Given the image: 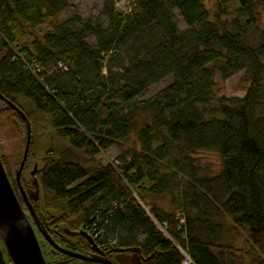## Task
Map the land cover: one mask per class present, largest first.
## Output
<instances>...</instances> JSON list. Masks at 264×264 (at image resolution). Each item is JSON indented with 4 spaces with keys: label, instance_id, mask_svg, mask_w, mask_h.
I'll list each match as a JSON object with an SVG mask.
<instances>
[{
    "label": "trees",
    "instance_id": "trees-1",
    "mask_svg": "<svg viewBox=\"0 0 264 264\" xmlns=\"http://www.w3.org/2000/svg\"><path fill=\"white\" fill-rule=\"evenodd\" d=\"M117 2L60 19L69 0H0V118L24 143L29 126L36 216L93 225L96 242L137 247L144 264H264V0H215V12L205 0ZM240 72L245 95L217 96V78ZM113 146L116 161L96 160ZM199 151L219 155V172Z\"/></svg>",
    "mask_w": 264,
    "mask_h": 264
},
{
    "label": "rangeland",
    "instance_id": "rangeland-1",
    "mask_svg": "<svg viewBox=\"0 0 264 264\" xmlns=\"http://www.w3.org/2000/svg\"><path fill=\"white\" fill-rule=\"evenodd\" d=\"M69 1L72 7L64 11L60 15V19H62L65 16H70L75 12L81 14L84 17L100 16L102 0H69ZM117 1H118L117 6L120 8H124V6L126 5V0H117ZM205 3L207 7L210 8V10H212V12H215L214 10L216 7L215 0H205ZM259 10L260 11L258 13V19H259V22L262 23L264 22V10L262 7H259ZM222 17L225 18V15H223ZM48 28H49V25L44 26L43 28L39 29L36 33H42L46 31ZM28 39L30 40V37ZM28 39H25V40H28ZM87 40L92 44L94 43V38L92 36H88ZM169 82H170V79H164L158 82L157 84L149 87V89L146 90L141 95V97L143 98L149 97L150 95L154 94L161 88L165 87ZM247 86H248V83L245 80L244 72H240L228 78L225 81H221L220 78H217L216 94L217 96H225V97H233V96L242 97L246 93ZM14 126L15 125L12 123L10 119L8 120L5 118H0V155L3 154L6 157L8 167L11 168L10 170L13 173V179L15 178L17 182L16 170L20 166L18 165L19 159L23 157L26 142L24 143V139H23L24 131L21 130L23 133L19 132ZM44 142L45 140L43 141L39 140L36 143V147H37V150H39V152L42 150ZM119 154H120V149L118 147L113 146L110 149H108L106 152L97 154L95 158L100 163L106 164L108 161H111V162L116 161L118 159ZM41 155L42 153L39 154V157H41ZM194 157H196L197 162L206 169V172L210 174H215L219 172L221 168V159L216 152L199 151L194 154ZM79 160L83 161L84 158L79 156ZM31 165L33 164L30 162L29 167L22 174L21 181H25L26 179L30 180V176H31L30 172L33 168L31 167ZM183 179L184 178L182 174H180L179 176L180 183L183 182ZM162 205L165 207H168L167 201H165V203L163 202ZM24 210H25V213L29 216V212L26 209V206ZM175 210L178 211L180 210V208L176 206ZM92 226L93 225H90V224L87 226V228H89L88 230L90 231V232L87 231L88 233H92L91 232V229L93 228Z\"/></svg>",
    "mask_w": 264,
    "mask_h": 264
},
{
    "label": "water",
    "instance_id": "water-1",
    "mask_svg": "<svg viewBox=\"0 0 264 264\" xmlns=\"http://www.w3.org/2000/svg\"><path fill=\"white\" fill-rule=\"evenodd\" d=\"M11 106L16 111L24 115L18 106L14 104ZM29 146L30 129L28 126L24 154L20 166L16 172V179L19 185L20 193L25 199V206L29 212V216H31L33 219H36L35 210L29 199H27V193L21 186V174L28 156ZM37 167L38 165L35 163L33 169L30 172L31 176L33 177L34 185V189L30 191V196H28L30 199H38L39 197V185L38 180L35 177ZM29 216L25 213L24 207L12 186L0 157V243L2 242L3 244V248L0 246V264H47L36 233L29 220ZM78 232L86 237L93 248L97 247L94 239L84 230ZM41 233L47 239H50L46 230L43 229ZM133 249L136 251L139 250L137 247H133ZM59 250L65 252L62 249ZM143 262L144 261H142L140 258H136V264H143Z\"/></svg>",
    "mask_w": 264,
    "mask_h": 264
},
{
    "label": "flooded vegetation",
    "instance_id": "flooded-vegetation-1",
    "mask_svg": "<svg viewBox=\"0 0 264 264\" xmlns=\"http://www.w3.org/2000/svg\"><path fill=\"white\" fill-rule=\"evenodd\" d=\"M25 192H27L28 199V196H30V190H26ZM21 201L25 208V199L23 197ZM29 219L33 222V224H31L34 226L33 229L36 233L47 264H136V258H140L142 261L145 259L140 254L139 250L136 251L131 247L119 248L117 245H114L115 243L110 242L111 245L101 244V242L99 244V242L95 241V238L94 241L97 247L93 248L86 237L78 232L83 231V229L69 230L65 229V227L59 228L54 225L49 227L48 221L43 218L40 220L37 216L36 219H33L30 216ZM43 225H46L45 228L50 230V232H47L50 239H47L41 233L44 229ZM87 234L90 235V233ZM0 246L3 248L2 242L0 243ZM59 249H62L65 252H62Z\"/></svg>",
    "mask_w": 264,
    "mask_h": 264
},
{
    "label": "built area",
    "instance_id": "built-area-1",
    "mask_svg": "<svg viewBox=\"0 0 264 264\" xmlns=\"http://www.w3.org/2000/svg\"><path fill=\"white\" fill-rule=\"evenodd\" d=\"M145 210L147 211L148 214H150V211L148 207H145ZM152 216V214H150ZM93 227V226H92ZM92 234L94 237H96L99 241L103 240V235L104 233L102 231L97 230L96 228L91 229ZM110 243H114V241L108 240ZM193 262L190 260V258L186 257L185 260L183 261V264H192Z\"/></svg>",
    "mask_w": 264,
    "mask_h": 264
},
{
    "label": "bare ground",
    "instance_id": "bare-ground-1",
    "mask_svg": "<svg viewBox=\"0 0 264 264\" xmlns=\"http://www.w3.org/2000/svg\"><path fill=\"white\" fill-rule=\"evenodd\" d=\"M177 247H179V246H177Z\"/></svg>",
    "mask_w": 264,
    "mask_h": 264
}]
</instances>
